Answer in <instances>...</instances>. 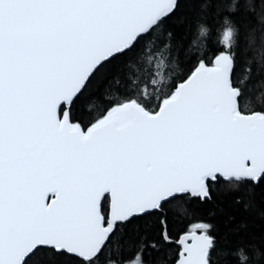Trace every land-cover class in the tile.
Returning a JSON list of instances; mask_svg holds the SVG:
<instances>
[{
  "label": "snow or ice",
  "instance_id": "6c2138e0",
  "mask_svg": "<svg viewBox=\"0 0 264 264\" xmlns=\"http://www.w3.org/2000/svg\"><path fill=\"white\" fill-rule=\"evenodd\" d=\"M185 3L223 14L225 50L173 79L181 45L172 21ZM256 7L0 0V264H230L206 222L169 258L168 213L209 203L220 181L264 185ZM236 254L237 264H264V245Z\"/></svg>",
  "mask_w": 264,
  "mask_h": 264
},
{
  "label": "trees",
  "instance_id": "16d2710c",
  "mask_svg": "<svg viewBox=\"0 0 264 264\" xmlns=\"http://www.w3.org/2000/svg\"><path fill=\"white\" fill-rule=\"evenodd\" d=\"M255 2L256 13L264 11V5L260 4V0ZM196 7L185 3L180 14L172 21L177 41L181 45V55L177 61L179 66L173 73V79L178 76L183 77L190 72L199 58L203 57L209 62L214 53L225 50V45L221 43L223 14L217 13L215 7L206 14H198L194 10ZM246 18L256 24L252 17ZM201 23L209 28V34L205 37L199 35ZM258 79L257 77L253 81V91L264 88V83L256 82ZM212 195V201L207 204L178 202L177 206L186 209L183 213L176 211L177 206L170 207L168 228L174 243L168 246L169 258H179L181 249L178 244L179 239L195 231V226L202 222L215 226L214 235L218 244L231 252L227 257L230 264H237L240 259L236 254L240 246L264 245V185L241 189L220 181L213 187ZM238 200L240 202H237ZM249 201L252 202L251 207L247 206ZM147 223L149 227L144 231L150 238H154V221ZM131 239L135 240L136 237Z\"/></svg>",
  "mask_w": 264,
  "mask_h": 264
},
{
  "label": "water",
  "instance_id": "95a60500",
  "mask_svg": "<svg viewBox=\"0 0 264 264\" xmlns=\"http://www.w3.org/2000/svg\"><path fill=\"white\" fill-rule=\"evenodd\" d=\"M197 234H198V233H197ZM185 235H186V234H185ZM185 235H183V236L179 239V241L182 240L183 237H184ZM179 241H178V244L182 247V245L179 243ZM189 243H191V241H189Z\"/></svg>",
  "mask_w": 264,
  "mask_h": 264
}]
</instances>
